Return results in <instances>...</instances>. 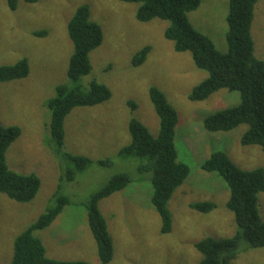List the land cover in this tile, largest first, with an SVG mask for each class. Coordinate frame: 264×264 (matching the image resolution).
I'll return each instance as SVG.
<instances>
[{
	"label": "rangeland",
	"instance_id": "rangeland-1",
	"mask_svg": "<svg viewBox=\"0 0 264 264\" xmlns=\"http://www.w3.org/2000/svg\"><path fill=\"white\" fill-rule=\"evenodd\" d=\"M198 10L189 14L193 27L207 35L221 53L228 51L226 34L229 0H200ZM81 6L104 33L102 45L90 55L91 74L81 79L83 91L94 82L112 92L109 101L93 107H77L65 121V152L87 157L90 167L76 181L65 184L64 195L73 200L51 227L36 231L47 257L60 261L102 264L96 240L88 225L85 204L91 196L119 173H130L134 182L126 190L100 203L114 244L109 264H200L202 254L195 245L206 239H226L237 232L234 214L227 208L230 192L218 175L207 173L202 163L216 151L226 152L243 170L264 169V153L258 146H243L248 130L241 126L230 133H210L204 120L210 115L240 104L237 92L221 90L202 102L189 95L208 77L199 70L190 53H178L165 38L167 21L137 20L139 5L121 0H38L20 1L16 11L0 0V66L28 61L30 74L24 80L0 83V125L18 127L21 136L10 146L7 163L20 174H35L41 180L37 197L21 204L0 193V264H10L14 241L41 214L56 205L54 198L61 168L47 148L51 141V112L47 101L56 97L61 85L73 87L68 68L74 45L68 24ZM46 33L44 36L38 34ZM255 56L264 62V0L256 6L252 27ZM146 47L152 51L141 66L133 65L135 55ZM159 88L179 115L175 145L179 161L191 169L190 176L169 202L172 232L161 233V218L151 203L149 175H139L138 161L118 157L131 142L129 124L136 119L154 137L160 120L150 100V89ZM133 105L135 107H133ZM111 159L112 167L100 160ZM212 203L211 213L201 214L192 204ZM264 219V193L259 196ZM231 264H264V248L244 244Z\"/></svg>",
	"mask_w": 264,
	"mask_h": 264
},
{
	"label": "trees",
	"instance_id": "trees-1",
	"mask_svg": "<svg viewBox=\"0 0 264 264\" xmlns=\"http://www.w3.org/2000/svg\"><path fill=\"white\" fill-rule=\"evenodd\" d=\"M20 1L34 4L38 0H7L8 8L16 11ZM121 1L139 5L136 17L140 23L167 21L170 25L165 38L174 43L175 51L190 53L195 66L208 73L206 80L189 95L192 102L205 101L221 90L239 93L240 104L207 117L204 129L210 133H230L247 126L241 144L258 146L264 153V62L255 56L252 35L255 10L260 0H229L226 53H221L210 36L197 31L189 20V14L200 7V0ZM68 34L75 49L68 68L73 87L59 86L56 97L46 103L51 112V141H47L46 145L60 159L58 164L62 174L54 196L56 205L16 237L10 264H88L48 258L43 241L35 235L36 231L51 227L65 208L73 204V200L62 193L63 187L76 181L78 174L92 164L87 157L65 152L66 118L77 107L97 106L112 97L111 90L104 84L94 82L88 92L83 91L80 84L83 77L91 74V53L104 40L103 29L92 21L89 7L81 6L77 10L68 24ZM44 35L46 33L37 36ZM151 51V47H146L138 52L133 58V65H143ZM29 74L30 67L25 59L12 66H0V83L24 80ZM150 100L160 120L158 136L154 137L144 124L132 119L129 124L131 142L120 149L118 157L137 160L139 175L150 176L153 188L151 203L160 215L161 233L166 235L173 229L169 202L187 181L191 169L179 161L175 145L179 124L177 111L157 87L150 89ZM20 136V128L0 125V193L14 202L27 204L37 197L41 180L35 174H20L8 166L7 152ZM113 164L111 159L99 161L102 167H112ZM201 166L203 171L218 175L226 183L230 192L227 208L234 214L237 232L230 238H206L198 242L195 247L203 256L200 264H231L244 244H248L249 248H264V219L259 211V196L264 193V169L243 170L223 151L213 152ZM133 182L134 177L130 173L116 174L85 204L88 225L96 240L102 264L112 262L114 244L100 203L126 190ZM215 208V204L208 202L191 205L192 210L201 214L211 213Z\"/></svg>",
	"mask_w": 264,
	"mask_h": 264
}]
</instances>
